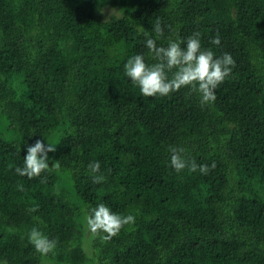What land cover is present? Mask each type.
<instances>
[{
    "label": "trees",
    "instance_id": "16d2710c",
    "mask_svg": "<svg viewBox=\"0 0 264 264\" xmlns=\"http://www.w3.org/2000/svg\"><path fill=\"white\" fill-rule=\"evenodd\" d=\"M157 19L158 46L199 32L205 49L232 55L214 103L188 88L144 97L125 76L133 55L154 62L145 42ZM38 139L57 144L59 167L19 176ZM171 146L209 173H177ZM99 203L135 224L93 238L85 219ZM34 226L58 241L54 253L28 243ZM89 259L264 264V0H0V264Z\"/></svg>",
    "mask_w": 264,
    "mask_h": 264
},
{
    "label": "clouds",
    "instance_id": "9594fccd",
    "mask_svg": "<svg viewBox=\"0 0 264 264\" xmlns=\"http://www.w3.org/2000/svg\"><path fill=\"white\" fill-rule=\"evenodd\" d=\"M154 32L155 39L146 37L145 42L148 59L154 62L148 63L143 54L133 55L124 65L125 76L130 78L144 97L169 96L182 88H188L190 93L199 94L202 107L214 103L217 99V89L235 68L236 62L232 55L224 53L217 57L211 48L205 49L201 44L199 32L193 33L187 40L169 38L167 46H158L157 40L164 36V27L159 19L154 25ZM211 43L219 45V35ZM47 141V146L39 139L33 145L27 146L23 167H15L19 176L32 179L40 177L50 167H59L58 161H54L52 166L49 165L48 154L57 150V144L48 139ZM169 152L170 165L177 173L187 169L190 172L199 170L207 175L210 171L209 165H198L195 160H189L183 147L171 146ZM11 167L12 165H9V168ZM215 167L213 162L211 169ZM88 171L95 184H102L107 179L101 172V164L98 161L89 163ZM19 189L23 190V186L20 185ZM31 211H38V206L32 207ZM35 219L39 220V217ZM134 224L133 214L115 213L105 203L92 207L86 215L88 231L93 238H99L102 242L111 241L126 226ZM27 241L42 256L54 253L58 246L56 239L45 235L35 226L27 233ZM4 264H7V261H4Z\"/></svg>",
    "mask_w": 264,
    "mask_h": 264
},
{
    "label": "rangeland",
    "instance_id": "374dc122",
    "mask_svg": "<svg viewBox=\"0 0 264 264\" xmlns=\"http://www.w3.org/2000/svg\"><path fill=\"white\" fill-rule=\"evenodd\" d=\"M110 12H112V10L111 9H108ZM85 215V213L84 212H82V214H81V220H84L83 219V217H85L84 216ZM86 220V219H85ZM85 226H86V223H85ZM85 236H87V235H89V233L87 234L86 233V229H85ZM84 236V237H85ZM89 245V244H88ZM85 248V250H86V252H88V255H90L91 257L93 256V249L90 247V245H89V247L86 245V247H84ZM87 264H92V260L91 259H89V261H88V263Z\"/></svg>",
    "mask_w": 264,
    "mask_h": 264
}]
</instances>
